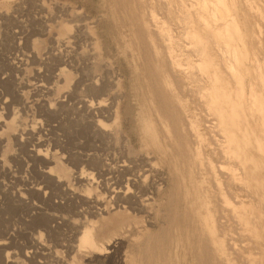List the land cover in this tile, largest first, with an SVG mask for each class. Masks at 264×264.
<instances>
[{"label": "rangeland", "instance_id": "obj_1", "mask_svg": "<svg viewBox=\"0 0 264 264\" xmlns=\"http://www.w3.org/2000/svg\"><path fill=\"white\" fill-rule=\"evenodd\" d=\"M194 3L0 0V241L6 242L0 264H125L143 231L167 227L169 207L180 226L182 219L192 221L194 264H204L203 254L205 264H264V0H228L232 14L219 24ZM60 4L84 15L95 42L90 58L81 32L67 43L73 28L50 21L60 14L54 6ZM204 19L234 50L235 58L228 59L236 61L239 80L224 68ZM191 31L206 43V56ZM155 54L167 59L164 66L158 62L165 69L158 77L173 99L174 136L165 132L170 124L159 113L161 88L151 90L146 73ZM14 58L26 60L23 69ZM205 61L208 70L200 65ZM62 67L69 74L59 79ZM94 81L107 88L100 98L115 101L122 130L131 138L134 152L124 155L146 156L153 167L149 178H162L143 212H129L138 225L129 222L125 209L103 213L115 224L97 233V243L107 249L102 254L81 252L80 234L72 230L84 196L101 192L98 184L84 186L75 177L91 173L97 182L98 171L88 162L107 166L122 149L92 131L94 117L107 128L111 124L86 111L83 99H100L85 93ZM111 92L119 97L107 100ZM13 117L10 127L4 125ZM147 118L159 135L157 142L146 135L148 145L140 131ZM204 201L206 215L198 208ZM204 215L212 235L203 228ZM66 243L75 250L66 253ZM177 247L184 254L181 243Z\"/></svg>", "mask_w": 264, "mask_h": 264}, {"label": "bare ground", "instance_id": "obj_2", "mask_svg": "<svg viewBox=\"0 0 264 264\" xmlns=\"http://www.w3.org/2000/svg\"><path fill=\"white\" fill-rule=\"evenodd\" d=\"M196 4L198 5L200 11H204L209 17V19L214 21L215 20L217 21L219 19L225 20L231 13V8L228 3V0H196ZM54 6L57 9H59L58 12L60 14H58V16H55L56 13L54 12L55 14L54 16H51L50 21L54 22L55 26L61 28L65 27L63 21H67L65 28L68 31H70L73 28L74 31L73 35L69 36L67 43L77 38V35L81 32V37H82L81 40L88 39L87 43L90 45V47L88 45L89 49H82V50L90 58L91 55L95 53L94 51H92L93 47L91 49V44L93 45L95 42L93 41L94 37L92 33L89 32L88 28L85 25V17L82 14L81 10L79 9L75 11L69 10L64 6H61V4ZM194 10L196 9L194 8ZM62 16L67 18H65L64 20ZM204 21H205L204 22L205 28L210 35V39L212 40L213 45L215 44V48H217V50L221 54L222 64L224 68L232 76H234L237 80H239L240 75H239V70L237 68V63L235 60L233 61L231 60L232 56L233 58H235L234 50L231 49L230 47H227L224 44L222 32L212 28L213 26L209 24V20L204 19ZM69 22H71V24H69ZM190 34L192 35V37L195 38V41L200 46V48L202 47L200 54L206 56L205 52L203 51L204 50L203 47H205L206 43L203 40H201L195 32L191 31ZM228 55H231L229 59H228ZM155 58H153L154 60H156L155 65H153L151 61L150 64L147 65L146 73L149 76V80H151L149 82L150 89L157 90L158 88H161L160 92L157 93V95L160 97L158 100L159 101L158 108L160 111L159 113L162 119H164L166 123L170 124V130L168 129V127H166V125L164 126L166 127L165 132L166 133L170 132V136H174V133H176L177 131V121H176L177 115L173 109V104H172L173 99L172 97H170V91H168V96H166L167 92L165 88L167 82H165V80L159 79L158 77L160 73L165 74V69L161 65L160 66L163 69H159V65L157 64L160 63L164 66V63L167 61V59L166 56H163L161 59H158L159 55L157 54H155ZM14 59L17 60V63L19 64L17 67L23 69L24 65L26 64V60L22 58H14ZM200 65L204 70H208L209 68V63L207 61L203 62ZM68 74L69 71L64 67H62L59 69V74L57 76L60 79L62 76H66ZM152 77H155V79L153 78L152 80L151 79ZM211 78H212V74H211ZM42 86L43 85L40 83L37 84V87L42 88ZM88 86L89 87L87 89L85 88V93H87V96L91 95L96 98H100L104 93L103 92L104 89L105 90L107 89L104 86L101 87L98 86V83L96 81L90 83V85ZM109 95L107 100L108 99L113 100L114 98L116 99L117 97H119L118 92L117 93L111 92ZM103 101L104 100L100 98L99 100H97L96 103H94L92 99L90 100L83 99L86 111L91 115L92 118L93 115L97 117L101 116L111 121L110 127L107 128V124H105L101 119L94 117L95 119L94 118L92 119V123H93L92 131L95 135L99 136V138L101 139L105 138L108 140L120 142L122 145L121 153H119L118 155H114L113 157L109 156L110 163L107 166L100 165L98 162L95 161L88 162L87 160L88 164H90V166L94 165L98 171L97 173L99 180L97 182L94 181V179L91 177V173L83 174L84 172H82L80 176L78 175L75 177L77 182H81V184H83L84 186L85 185L92 186L94 183L98 184V187L100 188L101 192L95 195L86 194L87 196L86 195L84 196L83 199L84 203L83 206L81 205V211L78 210V212L76 213L77 216H79V218L75 219L72 223V230L80 234L77 241H78V245H80L81 247V252L94 251L100 254L107 251V249L103 244L97 243L96 241L97 233L100 232V229L103 225L108 224L105 230H109L115 224L113 216L103 218V213H106L107 210L109 211L111 209H119V208L125 209L124 214L128 218L129 222L135 226L138 225V223H140L141 221L135 219L133 216H130L131 215L130 213L143 212L145 207L149 204V201L153 199L152 196L154 193L153 191L155 189L156 190L159 189V186L161 185L162 182L161 177H157V180L149 178L148 175L153 174L152 173L153 167L149 161V158L143 156L134 160L133 157L129 158L124 155V151H126V153L134 152V147L132 145L131 138L129 136H126L124 131L122 130L121 121L117 113L116 106L113 103L115 101L114 100L113 102L107 101L106 104L103 103ZM14 119L15 117H13L10 121H5L4 125L10 127V125L14 122ZM140 131L145 136V138H143L144 140L142 141L146 145H148L149 143L147 142L148 141L147 138H151L153 139L154 142H157L156 137L159 136L158 131L155 126V123L149 118H147L145 124H143V126L140 127ZM153 148L155 152H158L160 154V150H162L160 147H156L155 145L153 146ZM85 188H86L85 190L88 189L87 187ZM205 203L206 201H204L203 204L199 205L198 208L204 209L206 215L207 210L206 207L203 206L206 205ZM161 207H165V204L162 203ZM177 215L178 213H175V211H173L171 207H169L166 213L167 216L166 228L161 227L162 229H159L154 232L149 230L143 231L141 235L138 238H136V242L131 250L132 254L130 255L129 259L126 261L125 264H194L196 239L194 238L193 232L192 234H190V229L193 228L192 221L190 220V218L188 219V217H187V222H185V220L182 219L180 220V223H182L183 226L182 225L180 226L179 218ZM205 215L202 216L201 219L203 221V228H206L209 234L212 235L213 232L208 224L207 216ZM121 216L123 218L125 217L123 214ZM96 217H100V218H96ZM45 224H47V221L45 222ZM172 230H174L175 234L174 233L172 234L173 232ZM183 231L186 232L184 236H182L184 233ZM173 243L176 244L174 251H172ZM180 243H181V249H184V254L178 253L177 246H179ZM211 243H214L213 238H211ZM5 244L6 242L0 241V246H2V248L4 247ZM63 246H64V251L66 253H71L73 250H75V246H73L71 243H66ZM216 249L222 251L221 248L220 249L216 248ZM201 258L202 260L204 258L203 262L205 264L206 256L204 254L202 256L200 255V259ZM8 260H9V256L6 255V261ZM57 262L58 264H68L67 261L63 259L62 260L57 259Z\"/></svg>", "mask_w": 264, "mask_h": 264}]
</instances>
